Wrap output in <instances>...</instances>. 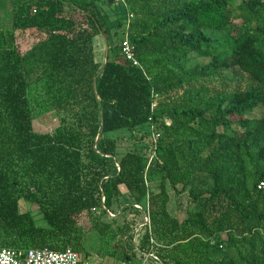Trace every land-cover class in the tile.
I'll use <instances>...</instances> for the list:
<instances>
[{
	"label": "trees",
	"instance_id": "1",
	"mask_svg": "<svg viewBox=\"0 0 264 264\" xmlns=\"http://www.w3.org/2000/svg\"><path fill=\"white\" fill-rule=\"evenodd\" d=\"M6 3L0 248L70 249L82 260L85 235L97 231L118 238L127 263L140 253L161 264H264V0ZM20 33L37 39L26 54ZM125 36L136 64L122 52ZM51 111L57 128L35 132L34 119ZM151 125L150 162L107 137L143 132V141ZM169 190L187 194L180 219ZM114 204L122 209L111 218ZM124 212L148 218L136 251Z\"/></svg>",
	"mask_w": 264,
	"mask_h": 264
},
{
	"label": "rangeland",
	"instance_id": "2",
	"mask_svg": "<svg viewBox=\"0 0 264 264\" xmlns=\"http://www.w3.org/2000/svg\"><path fill=\"white\" fill-rule=\"evenodd\" d=\"M0 9L3 12H0V27H9V16L6 10H9V6L6 3V0H0ZM5 10V11H4ZM217 34L216 36H219ZM37 39H34L32 35H20L17 40L18 49L21 53L25 51H29L32 46L35 44ZM103 40L100 38L94 39V54L96 55V59L100 62L104 61L105 58V44ZM200 63H207L208 60L199 59L197 60ZM263 114L262 109H257L252 113L247 114L249 118H259ZM59 124L58 116L54 111L47 112L40 117L34 119L32 125L33 130L38 133L43 132H53ZM143 135V132H137L134 135H130L127 131H119L115 133H110L107 135L109 138H114L117 140V150L120 153H125L129 150H139L143 155L147 154L148 160L151 158L153 154V150L151 149V145L154 144V141L151 140L150 137L145 138L143 141H140V137ZM155 139V138H154ZM153 142V143H152ZM148 146V149L146 148ZM156 156V155H155ZM121 191L125 193V190L121 188ZM171 199L169 204L170 212L177 218L183 217L184 210L187 207V194L183 193L180 195H174L172 190H169ZM129 199V198H128ZM127 200V197H126ZM18 208L20 212L31 211V213L36 217L37 210L36 207L31 203L19 201ZM138 208V207H137ZM122 208H118V204L113 205L112 213L108 214L111 218L117 217L120 214ZM140 211V209H138ZM98 210L94 211L97 214ZM116 214H114V213ZM127 221H132L133 225V244L135 245L134 251L138 247V240L143 233V223H144V214L141 212L140 215H136L134 213H125ZM122 217V216H121ZM37 220V219H36ZM38 224L43 225V221H38ZM107 222V221H106ZM119 225L121 220H118ZM112 227V226H111ZM114 228V227H112ZM84 245L86 254L82 256V263L87 264H138L141 261L145 260L146 264H153L149 259H145L147 255L144 254H137V257L131 263L125 262L123 256L121 255L120 251L118 250V238L112 240L107 234H99L97 231L89 232L85 235ZM127 244L128 240H127ZM116 245V247L114 246ZM117 249V250H116ZM111 252H114V257H111Z\"/></svg>",
	"mask_w": 264,
	"mask_h": 264
},
{
	"label": "built area",
	"instance_id": "3",
	"mask_svg": "<svg viewBox=\"0 0 264 264\" xmlns=\"http://www.w3.org/2000/svg\"><path fill=\"white\" fill-rule=\"evenodd\" d=\"M114 1L117 4L124 3V0H114ZM128 18H132V16L129 15ZM126 37L127 36L124 37V40L121 44L122 52L128 60H132L134 64H136L133 58L132 47L129 45V42ZM154 107L155 104L151 106V109H153ZM166 124L168 125L169 122H166ZM150 130H151L150 138L152 141H154V144L151 145L153 154L149 159V162L152 159L156 158L155 144L157 140V134L154 133L153 125L150 126ZM257 189L264 192V181L257 185ZM108 214L110 213L108 212ZM143 220H144L143 226L148 224L147 217H144ZM144 258L149 259L153 264H161L158 258L152 254L147 255V257ZM0 264H87V263H82L80 256L76 252L70 249H66L64 251H54L48 248L27 249V250L0 248ZM138 264H146V261L143 260Z\"/></svg>",
	"mask_w": 264,
	"mask_h": 264
},
{
	"label": "water",
	"instance_id": "4",
	"mask_svg": "<svg viewBox=\"0 0 264 264\" xmlns=\"http://www.w3.org/2000/svg\"><path fill=\"white\" fill-rule=\"evenodd\" d=\"M106 51H107V49H105V58H104L105 61H106ZM93 88L95 89V79H94V81H93ZM97 137H99V135H98ZM96 139H97V138H96Z\"/></svg>",
	"mask_w": 264,
	"mask_h": 264
},
{
	"label": "crops",
	"instance_id": "5",
	"mask_svg": "<svg viewBox=\"0 0 264 264\" xmlns=\"http://www.w3.org/2000/svg\"><path fill=\"white\" fill-rule=\"evenodd\" d=\"M1 3V2H0ZM5 11V10H4ZM0 12H3V10L2 9H0ZM6 12L8 13V10H6ZM25 34H28L29 35V33H24V34H22V35H25ZM21 35V33L19 34V36ZM27 53V51H25L23 54H26Z\"/></svg>",
	"mask_w": 264,
	"mask_h": 264
},
{
	"label": "clouds",
	"instance_id": "6",
	"mask_svg": "<svg viewBox=\"0 0 264 264\" xmlns=\"http://www.w3.org/2000/svg\"><path fill=\"white\" fill-rule=\"evenodd\" d=\"M136 208H137V206H136Z\"/></svg>",
	"mask_w": 264,
	"mask_h": 264
}]
</instances>
